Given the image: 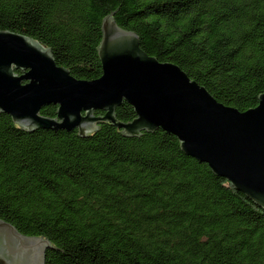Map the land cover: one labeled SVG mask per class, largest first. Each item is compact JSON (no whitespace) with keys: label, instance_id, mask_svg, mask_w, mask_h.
I'll use <instances>...</instances> for the list:
<instances>
[{"label":"trees","instance_id":"16d2710c","mask_svg":"<svg viewBox=\"0 0 264 264\" xmlns=\"http://www.w3.org/2000/svg\"><path fill=\"white\" fill-rule=\"evenodd\" d=\"M118 6L114 20L147 55L177 63L222 104L258 106L264 0H0V30L38 39L94 80L103 18ZM57 107L40 111L56 117ZM116 116L136 113L125 101ZM77 131L22 130L0 111V218L56 246L44 264H264V208L178 136H125L109 122Z\"/></svg>","mask_w":264,"mask_h":264},{"label":"water","instance_id":"95a60500","mask_svg":"<svg viewBox=\"0 0 264 264\" xmlns=\"http://www.w3.org/2000/svg\"><path fill=\"white\" fill-rule=\"evenodd\" d=\"M119 8L103 18L97 47L103 74L94 80L72 75L38 39L0 30V111L28 131L77 129L87 137L101 122L130 137L167 130L179 137L186 154L206 161L264 208V92L258 106L246 111L218 102L177 63L147 55L138 33L114 20ZM125 101L136 116L124 122L116 110ZM50 103L58 106L56 117L40 111ZM53 247L43 235H24L0 218V264H44Z\"/></svg>","mask_w":264,"mask_h":264}]
</instances>
